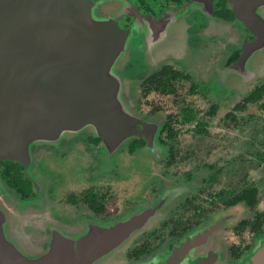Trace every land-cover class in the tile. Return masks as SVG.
Here are the masks:
<instances>
[{
    "label": "water",
    "instance_id": "1",
    "mask_svg": "<svg viewBox=\"0 0 264 264\" xmlns=\"http://www.w3.org/2000/svg\"><path fill=\"white\" fill-rule=\"evenodd\" d=\"M214 1L190 0L183 14L167 11L155 19L142 15L130 0H0V161L24 166L40 191L36 164L42 150L95 136L102 139L109 161L132 139L145 136L147 148L156 147L161 126L135 111L125 67L135 60L150 65L174 53L168 49L181 46L178 30L194 19L192 13L220 22L213 16ZM227 1L256 36L240 45V60L225 72L245 78L264 53V0ZM127 16L131 27L124 29L117 19ZM171 25L177 26L175 42L168 44ZM137 52L145 56L136 58ZM167 194L153 208L80 228L51 219L43 197L42 211L53 233L28 242L22 220L34 216V209L13 203L18 217L13 224L4 213L8 208L0 205V264H103L113 251L125 259L133 239L151 228L169 204L172 195ZM223 225L221 220L189 232L168 262L195 264L202 255L195 252L203 250L211 257L208 264H264V234L236 262L222 261L214 240Z\"/></svg>",
    "mask_w": 264,
    "mask_h": 264
},
{
    "label": "rangeland",
    "instance_id": "2",
    "mask_svg": "<svg viewBox=\"0 0 264 264\" xmlns=\"http://www.w3.org/2000/svg\"><path fill=\"white\" fill-rule=\"evenodd\" d=\"M130 1L148 9L160 8L157 0ZM199 14L192 13L194 22L196 16L201 18ZM186 25L178 30L182 33L179 40L181 46L170 47L182 52L174 51L150 65L135 60L125 67L126 83L135 111L143 120L158 123L161 129L171 124L179 132L175 140L167 139L166 134L161 136L166 144V154L159 156L154 153L145 162L132 155L122 154L119 164L122 170L127 169V173L123 174L122 171L120 174L123 175L115 179V175H109L103 169L99 172H94L96 167L91 169L94 152L75 149L62 162L51 159L45 163L44 160V167L50 174L44 171L43 174L38 173L47 179L44 178V184L47 182L51 187L48 201L55 207L57 214L69 210L68 204L72 197L80 198L94 187L100 197H105L103 202L108 218L120 215L127 209L126 212H129L130 207L137 209L158 202L162 193L158 188L163 184L171 189L168 192L172 196L164 209L166 213H160L152 227L162 229V220L165 219L166 227L162 229L165 239L172 236L170 233L178 220L195 219L207 226L226 216L227 222L222 231L227 232L228 245L242 244L244 247L261 236L254 235L250 228L241 230L238 225L244 220H253L255 214L264 213V163L259 159L264 156V112L258 105H249L244 112H234V107L242 103L249 90L264 83V53L257 55L258 61L250 65L251 73L247 77L232 75L226 80L227 83L221 82L226 78L221 66L235 48L240 47L242 41L230 31L228 24L209 21V28L198 31L203 33L199 36L201 38L197 35L194 37L195 30L188 32L192 25L189 21ZM176 29L177 26L171 25L168 44L175 42L172 33ZM187 38L191 48L187 47ZM203 40L208 43L206 50H200L204 48ZM136 54V58L145 56L142 52ZM166 65L188 75L191 80L177 81L174 94L164 96L152 92L146 97L144 91L147 80L153 74L162 72ZM193 85L196 86L194 93ZM214 107L218 111L210 116ZM183 108L192 109L197 116L196 121L205 125L207 134L197 132L196 122L187 125L179 122ZM171 147L173 150L169 154ZM82 172L89 175L86 178L76 177ZM247 185L260 188L259 204L255 211L242 204L228 207L216 199L222 193L230 200L233 198L232 190ZM45 212L42 211V216L47 221ZM26 220L28 222H24L23 226L29 241H39L42 231L37 223L32 222L34 216L30 215ZM172 220L175 221L171 223ZM148 239L146 236L139 241Z\"/></svg>",
    "mask_w": 264,
    "mask_h": 264
},
{
    "label": "flooded vegetation",
    "instance_id": "3",
    "mask_svg": "<svg viewBox=\"0 0 264 264\" xmlns=\"http://www.w3.org/2000/svg\"><path fill=\"white\" fill-rule=\"evenodd\" d=\"M189 1L190 0H187L181 5L172 6L168 9H163L161 11H160V9L158 10V8L148 9V8L144 7V5L140 7V6L135 5L134 3L133 4L140 11V13L142 15H152L155 19H158L163 13H165L167 11L177 10L178 13L183 14L185 12V9H186L185 8L186 4ZM230 11H232L233 14L235 15L232 6L229 4V2L227 0H215L214 1L213 16L216 19H218V21H220V23H222L224 25L228 24V26L231 27L230 31H232V33L236 36V38L240 39V41H242V43H244L245 40H248V42H251V43L254 42L256 40V36L253 35L252 33H250L240 23V21L237 19L236 15L234 18H230ZM199 15L201 16V18L198 19L196 16L195 22L191 18H189V23H191L192 25L188 29V32L191 29L198 32V31L206 30L207 28H209L208 19L206 17H204L202 14H199ZM131 21H132V19L129 16L121 17V18L117 19V24L124 29H129L131 27ZM197 32H194V37H195V35H197L198 38H201L199 36H201V34H203V33H201V32L197 33ZM194 37H193V40H194ZM187 39H188L187 40V47L191 48V46L189 44V38H187ZM205 40H203V47L204 48L201 49L200 48L201 46L199 44L200 50L208 49V47H207L208 43ZM168 50H171L172 52H174V51L182 52V50H180V49H178V50L168 49ZM242 52H243L242 49L237 48V47L235 48L234 52L226 60L224 65L221 66L223 73L227 72L226 71L227 69L231 68L236 62H238L240 60V58L242 56ZM257 61H258V59H257ZM168 66H170V65H168ZM229 78H230L229 75H226V80ZM256 87H253L251 90H249L248 94L244 97V99L249 94H251L252 91ZM244 99H243V101H244ZM217 111H218V108H217ZM144 121L147 122L145 119H144ZM160 132H161V130L159 131V134L157 135L156 147L152 146V147L147 148L148 143H147L145 136H143L142 138L132 139L131 142L127 146H125L124 149L115 158H113L109 161L104 160L102 139L99 137H95V136H91V137L86 138V139H79V140L71 143L67 148H61L60 147V148H56V149L49 148L47 150H42L39 154L38 162L36 164V167L38 169L37 173L40 172L41 174H43V171H44V173L50 174L48 172V170H46L44 167V160H45V163H46V160H51V159H57V161L59 160L62 162L64 160H66V158L69 157L75 151V149H81L83 151L91 150V152L95 153L94 163H91V169H94V167H96L95 168L96 171H94V172H99V171L105 170L104 172L108 173L109 175L110 174L115 175L116 176L115 179H117L118 176L121 177L123 174L127 173V169L122 170V167L120 166L121 164H119V158L121 157L122 154H127L129 157H130V155H132L135 159H138V160H141L144 162H145V160L150 158L151 155H153L154 153H158L159 156L166 154V144H165L164 140L163 141L160 140ZM135 146H137V148H135ZM147 149H151V151H149ZM87 157H88V155H87ZM4 162H7V161H0V172L6 166L4 164ZM10 162H14V161H10ZM122 171H123V174L121 175L120 173H122ZM24 173L26 174L29 181L31 182L33 193H31L27 198H25L24 196L22 197L18 193V191L16 189L11 188L8 185V183L2 179V177L0 175V182H1L0 194L2 193V195H3L2 197H0V205L2 206L4 211L6 210L5 208H8L7 212L5 211L4 213L7 214V216H8V220H7L8 222H9V219H13V224H14V221L18 220V217L15 215V209H14L13 203H15L17 206H24L27 208H33L34 213H35V215H34L35 220L32 222L37 223L38 228L42 231L40 233L41 238H44V237L47 238L48 236H46V235H50L51 233H53L52 229L47 225L46 220H43L42 207H45V205H46L45 202L48 205V209H49L51 219H53L54 221H56L62 225L68 226V227H73V228L79 227L80 228L81 226L85 225L86 223L107 224V223L116 222V221H119L125 217H128L129 215H131L137 211L144 210L147 208H153L161 201L162 197L164 195H168L167 192L169 190H171L170 188L165 187L163 184H161L158 189L162 190V193H161V197L159 198L158 202L152 203L151 205H148V206L142 207V208L137 207V209H136V207L134 209H132V207H130L131 211L129 210V212H126L128 210L127 209L125 212H121L120 215L117 214V215H113V216L108 218V213H107L108 211H107V208L103 202L105 197L104 196L100 197L99 193H97L95 191L94 187H91L90 189H88L86 191V194L84 196H81L80 198H77V199L72 197L71 198L72 202L69 200L70 204H68V205L70 207H69L68 211L66 210L62 213L57 214L55 207H53L52 204H49V201H48V194L52 193V191H51L50 185H48L47 182H46V184H44V178L45 177H41V174L38 173L39 178L41 179L40 188L42 190H45V193L43 194L42 190H40V191L37 190V189H39V187L34 185V182L28 176L25 167H24ZM97 174H99V173H97ZM97 174H95V175H97ZM88 175H89V173L82 172V173H79V176L77 175L76 177L80 178V177L84 176L86 178ZM121 179H119V180H121ZM45 180H47V179L45 178ZM48 183H49V181H48ZM43 197L46 198L45 202L43 201ZM166 197L167 196H165L164 198H166ZM166 211L167 210H163L161 213L164 214V213H166ZM112 213H113V210H112ZM164 220L165 219L162 220V224H161V227H163V228L166 227L165 226L166 222ZM221 220H224V223H226L227 217L226 216L221 217L218 220L214 221L212 224L207 225V226H205V225L203 226L199 220H195V219H192L191 221H187L184 219L178 220L176 222V224H178L180 222H188L189 224H194L197 221L199 222V224L197 226H194L189 231H187V233L181 239H177L173 232L170 233V234H172V236L165 239L164 233L162 231L163 228L161 229V228L152 227V228L146 230L144 233L138 235L135 239H133V241L130 243L129 248L125 254V259H123V256L122 257L114 256V251H113L112 253H110L111 257H109L105 261L103 260L102 263L103 264H170L168 262V259L173 256L172 253H173L174 249L178 248L185 241L189 232H191L197 228L207 229V228L211 227L212 225H214L215 223H218ZM174 221L175 220H172L171 223ZM22 222L24 223V222H28V221L26 219H23ZM27 227H29V226H27ZM22 228L24 230L23 225H22ZM24 233L26 234L25 231H24ZM146 236L149 237V239L147 241H139L140 238L146 237ZM258 239H259V237L257 238V240L255 239L253 243L249 244V245H251V247L248 249V251L255 247ZM26 241L28 242L29 238H27ZM232 246H233V244L228 245V243H227V232L226 231H221L218 235H216L215 240H214V247L216 249V252L218 254H220L222 261L230 262V263L236 262L245 254V253H243L242 255H238V251L234 252L235 248H237V247H234V250H233ZM248 251H246V253ZM198 252H200L202 255L198 258L200 260V262L197 261L198 260L197 258H195L196 259L195 264H202V263L208 264L211 262V257L207 258V256H209L207 253H204L203 250H201V251L197 250L195 253H198Z\"/></svg>",
    "mask_w": 264,
    "mask_h": 264
},
{
    "label": "trees",
    "instance_id": "4",
    "mask_svg": "<svg viewBox=\"0 0 264 264\" xmlns=\"http://www.w3.org/2000/svg\"><path fill=\"white\" fill-rule=\"evenodd\" d=\"M160 5V11L163 9H168L172 6L181 5L187 0H157ZM150 9V8H149ZM235 15L232 11H230V18H234ZM182 80H191L188 75H185L181 71H175L170 66H164L162 68V72H157L156 74H153L148 80H147V86H145L144 94L146 97L154 92L159 93L164 96H168L171 94H174L176 92V85L175 83L177 81ZM196 91V86L193 85L192 92L194 93ZM249 105H258L259 108L264 112V83L261 85H258L251 94H249L244 101L236 105L234 107V112H244L247 109V106ZM217 112V107L212 108V111L209 113L210 116H214ZM196 114L192 111V109L189 108H183L182 110V119L179 120V122L182 125L191 124L193 122H196L197 132L200 134H207V131L204 129V124L200 123L199 121H196ZM164 134H166L167 139L169 140H175V138L179 135V132L176 130L175 127H171V124H167L166 126L162 127L160 132V140L163 141L162 137ZM100 140V139H99ZM138 145V144H137ZM264 145V143H263ZM137 148V146H135ZM173 150V147L170 148L169 154H171V151ZM261 161L264 163V156L259 157ZM6 165L5 168L0 172V175L3 180H5L8 185L16 189L18 193L23 197L27 198L31 193H33V189L31 186V182L29 181L28 177L24 173V167L16 162H4ZM260 194V188L256 186H244L242 188H239L238 186L232 190L233 198L230 200H227L226 195L220 193L216 196V199H219L225 203L228 207H237L242 204L246 208L255 211L256 207L259 204L258 196ZM199 222L197 221L194 224H189L188 222H180L178 224H175L173 233L175 234V237L177 239H181L184 237V235L189 231L192 227L197 226ZM238 227H240L241 230L245 228H250L252 233L256 236H260L264 234V213H258L255 214V218L253 220H244L241 222ZM233 250L235 248L234 252L238 251V255H242L243 253H246L248 249L251 247V245H246L242 247V244L236 245L233 244Z\"/></svg>",
    "mask_w": 264,
    "mask_h": 264
}]
</instances>
